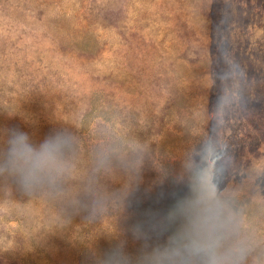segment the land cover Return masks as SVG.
Instances as JSON below:
<instances>
[{
  "label": "rangeland",
  "instance_id": "obj_1",
  "mask_svg": "<svg viewBox=\"0 0 264 264\" xmlns=\"http://www.w3.org/2000/svg\"><path fill=\"white\" fill-rule=\"evenodd\" d=\"M209 96L264 264V0H0V158L19 129L73 138L54 180L0 167V264H139L204 168Z\"/></svg>",
  "mask_w": 264,
  "mask_h": 264
},
{
  "label": "clouds",
  "instance_id": "obj_2",
  "mask_svg": "<svg viewBox=\"0 0 264 264\" xmlns=\"http://www.w3.org/2000/svg\"><path fill=\"white\" fill-rule=\"evenodd\" d=\"M216 116L209 96L204 168L190 167L187 195H182L165 214V225L158 229L160 241L140 253L139 264H244L254 241L229 210V185L218 179L219 153L228 147V140L225 137L213 151ZM72 140L70 135L55 131L36 140L29 131L16 130L7 140L0 167L14 174L25 188L54 180L69 169L66 153ZM231 188H238V184L233 183ZM180 222L184 226L172 230ZM113 256L118 259L121 253Z\"/></svg>",
  "mask_w": 264,
  "mask_h": 264
}]
</instances>
